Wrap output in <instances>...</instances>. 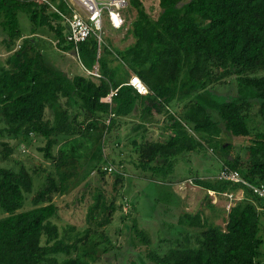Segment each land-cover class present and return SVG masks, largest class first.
<instances>
[{"label":"trees","instance_id":"16d2710c","mask_svg":"<svg viewBox=\"0 0 264 264\" xmlns=\"http://www.w3.org/2000/svg\"><path fill=\"white\" fill-rule=\"evenodd\" d=\"M49 1L67 10L62 0ZM129 5L136 10L127 30L130 44L115 49L104 42L98 52L92 35L78 45L84 66L98 64L100 76L94 77L56 67L37 47L34 36L43 30L61 50L74 51L50 4L0 0V43L9 51L0 61V264H89L95 237L106 234L117 209V191L108 196L100 184L95 187L86 226L73 239L54 221L59 209L53 196L66 192L73 163L82 154L92 159L90 170L99 180L109 164L114 184L124 180L125 172L105 152L123 117H138L124 139L133 145L130 161L142 176L147 171L152 179L158 173L167 176L182 157L211 149L218 153L220 169L226 165L246 181L264 184V0H159L157 17L142 0H129ZM21 13L30 23L28 34ZM133 74L147 93L128 84ZM111 91V102L103 101ZM155 126L158 133H150ZM223 133L240 142L222 141ZM84 137L94 144L85 153L77 148L84 147L83 141L75 142ZM32 138L43 139L37 151L52 169L42 163L1 164L14 151L12 141ZM218 173L189 179L209 194L242 190L224 226L212 220L219 212L212 217L203 209L178 213L186 232L180 239H163L169 245L160 251L133 220L131 231L144 249L132 264H264V198ZM40 174L43 180L35 190ZM31 193L32 207L24 209Z\"/></svg>","mask_w":264,"mask_h":264},{"label":"rangeland","instance_id":"374dc122","mask_svg":"<svg viewBox=\"0 0 264 264\" xmlns=\"http://www.w3.org/2000/svg\"><path fill=\"white\" fill-rule=\"evenodd\" d=\"M142 2L146 10L153 17H157L160 11L159 0H142ZM123 15L126 17V22L120 28H114L109 24H104L103 28L105 44L111 45L115 49H121L133 41L132 35L127 30L136 16V10L129 5L123 11ZM20 16L24 25V33L28 34L30 23L22 13ZM53 24H55V21H53ZM48 33L50 31L42 30V32L40 31L34 36L38 39L36 41L37 47L43 48L46 57L56 67L67 68L72 73H82L83 70L79 65L75 52L72 50H61L57 45V40H47ZM20 43L21 40H18L17 45ZM8 53L9 51L5 44L0 43V61L4 60ZM219 89L226 91L228 87L220 86ZM153 114L156 115V112H153ZM156 116L161 117L160 115ZM137 118V116L121 118L117 130L112 133L113 135L109 136L110 141L107 142L105 147V152L112 155L116 167L125 172L126 176L121 183L115 185V177L108 170L105 177L99 180L95 171L90 170V164L93 163L92 159H88V156L82 154L73 163L72 176L68 180L66 192L53 196V201L59 209L58 216L54 218V221L61 232H66L73 239L75 234L81 232L86 226L87 206L91 202V193L95 190V187L100 184L108 196L115 193V190L117 191L115 199L117 209L114 212L111 223L105 229L106 234L95 237V241H97L96 252L92 258L88 259L89 264H132L134 261L136 262L137 253L143 251L144 245L139 237H135L131 231L133 220H136V225L144 229L150 237L152 247L164 251L168 248L169 242L163 239H180L186 232V226L178 223L177 216L179 212L185 210L192 213L196 211V208L202 209L200 208L201 206L205 208L203 211H208L205 202L208 201L206 200V194L209 193L205 189L193 185L188 178L195 174L200 177H209L218 173L220 162L217 151L213 152L211 149L207 151L203 149L199 153L182 157L173 173L167 176L158 173L154 176L157 179H152L149 177L151 173L149 171H147L149 174L146 177L142 176L141 173L139 174L141 170L137 171L130 161L129 153L133 145L128 138H126L127 140L124 139L125 135L132 131V126L138 122ZM152 129V133L157 132L156 127H153L150 128V133ZM116 133L118 138L114 140V134L116 135ZM221 139L224 142H234L235 144L240 142L238 137L227 133H223ZM78 140L84 143L83 148L82 146L77 147L80 152L85 153L94 148L91 139L84 137L77 139L75 142ZM118 140H120V145L116 146ZM61 143L62 140L59 144ZM12 144L14 151L11 153L9 160L1 162L2 165L17 167L18 161H21L26 167L42 163L48 169H52L49 162L43 160L41 154L37 151V147L44 144L43 139L32 138L29 142L17 139L12 141ZM65 147H69V144L65 145ZM184 179L185 181L181 183ZM42 180L43 174H40L35 181V190ZM238 192L241 193L242 191L237 190L232 199L227 197L228 202L226 204L224 202L220 204L226 208V211L234 204L235 199H238ZM31 196L32 193L27 196L24 209L32 207ZM211 197L214 198V201L217 200L213 194H211ZM126 199L129 200L128 203ZM224 215L225 213L222 214V216ZM1 216H3V213H0ZM219 217L218 220L215 219V222L218 221L217 223L224 226L225 220L222 221V217ZM182 228L183 232L181 233ZM191 242L194 243L193 238H191ZM261 248L264 250V246ZM102 249H107V252H103Z\"/></svg>","mask_w":264,"mask_h":264},{"label":"built area","instance_id":"2783aa9c","mask_svg":"<svg viewBox=\"0 0 264 264\" xmlns=\"http://www.w3.org/2000/svg\"><path fill=\"white\" fill-rule=\"evenodd\" d=\"M40 1L50 4L52 8L60 14L62 22L66 27L65 40L67 43L73 44L75 55L77 56L82 70L88 75L99 77L100 74L97 63L94 65L93 69H89L80 61L78 45L80 42L85 41L93 35L97 40L98 52H100L104 44V26L109 24L114 28H120L125 24L126 17H124L123 11L128 7L129 0H62L66 5V11L59 10L49 0ZM128 84L132 85L139 93L144 94L148 92L147 86L135 74L129 78ZM113 94L114 91H111L107 96L103 97L102 100L111 102ZM106 121L108 122L109 119ZM105 169L112 171L114 166L109 164L105 166ZM217 177L230 182L246 185L254 195L264 198V184H252L246 181L239 171L230 169L226 165L220 169ZM234 194L224 193L229 199H232Z\"/></svg>","mask_w":264,"mask_h":264},{"label":"crops","instance_id":"0c3cea01","mask_svg":"<svg viewBox=\"0 0 264 264\" xmlns=\"http://www.w3.org/2000/svg\"><path fill=\"white\" fill-rule=\"evenodd\" d=\"M48 38V37H47ZM47 40H49V38L47 39ZM83 73V72H82ZM156 127V130H157V132L156 133H158V127L157 126H155ZM151 128H153V127H151ZM153 130V129H152ZM155 134V133H154ZM215 176V175H214ZM189 179V178H188ZM185 181V179L184 180H182L181 181V183L182 182H184ZM194 185V184H193ZM196 186V185H195ZM196 187H198V188H201V187H199V186H196ZM178 194H180V193H178ZM211 194H213L214 195V197H216V199L217 200H215L214 201V198H212L211 197ZM236 194V193H235ZM210 195V197L208 196L207 198H206V200H208L210 203H212L214 206H213V210L209 207V204L207 203V202H205V205H206V208L208 209V211H206L205 213L209 216V217H212V215H214V212H219L220 214L217 216V214L216 215H214V218L212 219V220H214V222H215V219L216 220H218V218H220L219 216H221L222 217V221H224V217H226L227 216V212L228 211H226V208L224 207V206H221L220 204L222 203V202H224L225 204L228 202V199H227V197H225V196H223V195H221V196H219L218 194H216V193H213L212 191H211V193L209 194ZM243 196V192H238L237 193V198L238 199H240L241 197ZM237 199V200H238ZM236 200V199H235ZM218 201H219V203H218ZM200 208H202L203 210L205 209L204 207H200ZM195 210H199V208H196ZM195 210H193V211H195ZM183 212H189V211H181V212H179V213H183ZM225 213V215L224 216H222V214H224ZM218 221H216L215 223H217ZM217 224H219V223H217Z\"/></svg>","mask_w":264,"mask_h":264}]
</instances>
